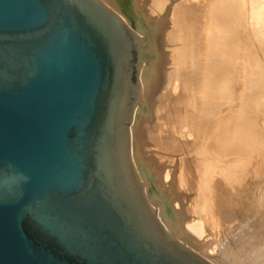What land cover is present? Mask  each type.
<instances>
[{"label":"water","instance_id":"95a60500","mask_svg":"<svg viewBox=\"0 0 264 264\" xmlns=\"http://www.w3.org/2000/svg\"><path fill=\"white\" fill-rule=\"evenodd\" d=\"M145 36L98 0H0V175L28 177L0 191V264H208L130 162Z\"/></svg>","mask_w":264,"mask_h":264},{"label":"bare ground","instance_id":"6f19581e","mask_svg":"<svg viewBox=\"0 0 264 264\" xmlns=\"http://www.w3.org/2000/svg\"><path fill=\"white\" fill-rule=\"evenodd\" d=\"M103 1L105 4H107L117 12L120 17L123 18L125 23L127 22L126 19L128 18L135 19V14H130L131 11L127 10V8L124 6L125 4L122 3L123 0H102V2ZM144 1L146 2L147 0ZM152 1H157L156 5H152L151 0L149 1L152 6H156H154L155 8L153 7V9L155 10H153L152 12L150 11L151 7L150 9L146 8L148 12L150 11L149 15L151 17L154 11H156L157 6L160 7V5L162 8L161 10L158 8V11L160 10V14L161 11L163 12V8L167 4L169 5V13L168 15H166L168 16L166 24H164V21L167 18L166 16H164L163 18L162 16L153 18V16V19H151V21L153 20L150 24V26L153 27L151 35L153 51L151 52H153L156 56V61L153 62V64H150L149 67L143 69L141 75L139 76L141 101L137 102L138 105H136V109L134 108L132 112L131 121L128 128L130 139L129 152L132 159L131 161L133 163L137 176L139 177V179H142V181L145 179H143L141 175L145 173V171H149V168L152 169V172H154V170H156L157 168H161L162 172L159 170V173L161 172V180L164 183L168 178L171 179V186L176 182L179 187L178 190H180V193L183 192L182 194L184 195L185 200L188 201V203L191 205L190 210L193 211L192 213L195 216V218H190V220L192 219V221L187 222V228H189L191 232L199 234L202 229V222L209 226L215 225L216 223L213 224V222H215L213 221V217H215V219L217 218L218 221L221 220L223 226L219 225L220 223L218 222V224L216 225L227 229L233 221V216H231L230 212L232 210L231 206L234 203H237L236 199L237 201L243 200L244 196L246 195V191H248L247 189H250L248 188L250 186H247V183L249 182L248 180H250V175H248V168L252 163L247 164L250 162H247L248 159L246 160L247 163H245L247 164L246 167L248 166V168H246L245 166L241 167L238 164L241 162L240 158L237 159L240 162L236 160L238 162H236L237 164L220 163L222 158L219 156V151H223V148L228 146L231 141L229 140V137L227 138L226 136H224V134H221L220 131L218 133L219 124L217 125V128V126L213 125L214 121L212 123L207 122L204 113L205 109H207V107H205V104L207 102V104H211L210 106L215 107L220 100H226V98H229L228 93L224 92L225 90L222 91L221 86L219 87V85L223 84L222 76H226L227 74L232 77H234V75L236 77L241 76V72L239 73L240 75L232 73V65L227 60H224L225 55L224 57H222V52H227L226 54L230 56L232 54L234 56L233 46H231L233 48L232 49L231 47L225 45L226 35L225 38H223L224 36L222 37L220 35L223 31H225V33L230 32V35L228 36L230 38L241 36V38H243V45H245L246 42V45L250 46L249 50L251 49V51H248L249 54L246 53L247 55H245V57L240 56V54L239 56L243 57V62L246 61L249 65H254L256 67H254V69L250 68L248 72L249 74H247L249 75V77L253 78L256 84L262 88V91H264V65L261 63H264V48L260 49V46L258 47V45V48L255 47V43L260 41L259 39L261 37H264V30L262 31V29H264L262 27V25L264 26V7L260 8L262 6L261 5L260 7L255 8V6L253 5V9L257 10L252 11L251 13H249L248 11V14L246 13V7L243 8L245 10L242 9V0H240V3L238 4H236L234 0H207V2L209 3H206V0H165L164 2H162V0ZM244 1L246 2V0ZM204 3L208 4L207 6L209 7L207 8L209 9V12L207 11V9H205L206 4ZM146 5H148L147 2ZM249 5L252 4L249 3ZM251 9L252 8H250V10ZM140 11L144 13L143 10ZM208 14L209 16H211V18L208 19L210 22L206 21L205 19L207 18ZM158 19L160 21H158ZM250 20L255 21L254 23L257 22V24L260 25L250 28ZM127 25H129L128 22ZM142 27H144V25L140 24L141 29ZM211 27H216L220 30H216L215 28L217 32L207 31V29ZM221 29L223 30L222 32ZM211 30L213 31L212 28ZM254 39H257L258 41H254ZM221 41H223V44L225 46L222 45L219 47V45L222 44ZM260 42L257 44H260ZM218 47L221 49L229 47V50L227 51L226 49L225 51L224 49L221 52ZM235 52V56H237V51H234V53ZM227 57L230 58L229 56ZM227 57L225 59H228ZM226 79L227 77H225V81H227ZM151 107V112H153L154 114V117H152L153 115H150V117L152 118L151 121L153 120V118L155 119L154 122L156 121L155 124L156 127H158L156 132L159 131L160 133L153 134L149 131L150 128L146 129L147 124L153 123V121H147L146 125L143 124L145 121H143V119L147 120L148 118H145V113H149ZM220 112L219 114H221ZM223 117L226 118L224 121V123L226 124L225 129L226 127H229V130L232 129L231 133L233 132L238 134L244 129L246 120L244 121L241 115H237V112H235L232 107H229V111L225 113ZM216 119H219V116ZM156 127L154 126V129L151 127V129L155 130ZM250 127L252 128V126ZM250 133L252 134V130L250 131ZM157 134H160L158 139L155 138ZM152 135L153 137L155 135V137L153 139V142H150L153 143V146H155L156 150L153 146H149L148 144L147 145L149 147H153V150L158 151V154H156L155 156L154 154H151L153 155V158H151V155L148 158L149 153L147 152V159H145L144 157L146 155L144 157L140 156V150L142 147L137 146L136 141H138L140 144L141 140H144L145 138L147 139V137L151 138ZM252 135L254 136V138L260 137L264 136V132L262 130H258ZM244 138L246 139V137ZM254 138H252V140ZM148 139L145 140L147 141L146 143L149 142ZM245 141H247V139ZM248 141H250V139ZM149 147L144 146L143 148L147 149ZM247 147V152H249L252 156L257 157L255 162V164H257V167L254 166V168L256 167L257 172L260 173L259 176H257L258 179L261 178V180L263 181V186L258 188V190L256 191L259 194L257 196L258 200H260L261 198L264 199V148H262L259 152H254V148H250L251 145L250 147ZM227 149L229 150V147ZM161 153H163V155L166 154V156H169H161ZM144 154L146 153H143L142 155ZM161 158H163V160ZM225 158L230 159L227 156ZM168 159L171 160V164L167 170L166 162L168 161L170 163V160ZM242 161L244 162V160ZM159 166H162L163 168ZM155 174L157 175L158 179V171H156ZM256 174L257 173L254 174V177L256 176ZM254 177L252 180H254ZM148 189L145 188V194L148 199H150L151 196ZM152 202L150 201V203L154 206L156 204L154 203L155 200L153 203ZM191 211L189 216H193ZM184 212H186V210H184ZM158 215L160 217V221H162L163 223V226H165L164 228L167 229L166 231H169L171 235L177 238V241H182L184 245L196 251L200 254V256L202 255L211 263H218L217 259V262L213 259V257H219V254L217 252V257L214 256L215 254L212 255L213 257L203 254L205 253V251H207V249L203 250L204 252H200V248V251L197 248H194L196 242L194 243L193 239H190V236L189 238L188 236L184 237L177 228L171 226L173 224H169L167 218H165V216L163 215L162 210H159ZM262 223L263 220L261 221V224ZM251 226L247 225L245 227L246 229L248 228V232H245L246 229L244 231L243 229L242 231H238L240 227L236 229L237 226L234 225L235 228L232 226V229H236L239 233L237 232L236 235L234 234L235 236L231 237L232 239L230 237L228 238L229 240H231L227 242L229 253L232 256L234 255L233 259L236 256V259L234 260H237V262L241 263L243 262L244 257L251 256V253H253V257L251 256V263L264 264V223L260 228H257V230L255 229L256 227ZM172 227L174 229H172ZM233 230L230 232L233 233ZM230 232H228L227 235H232ZM202 248H204V246ZM246 253L248 255H246ZM225 254L228 255V252ZM222 257L223 256H220L221 260Z\"/></svg>","mask_w":264,"mask_h":264},{"label":"rangeland","instance_id":"374dc122","mask_svg":"<svg viewBox=\"0 0 264 264\" xmlns=\"http://www.w3.org/2000/svg\"><path fill=\"white\" fill-rule=\"evenodd\" d=\"M100 3H102L104 6H106L108 9H110L113 13H115L121 20H122V22L125 24V26L132 32V33H134L137 37H139V38H142V35H144V34H148L149 36H150V40L148 41V37L147 36H145L144 37V40L145 41H148L147 43L144 41V42H142V46H144V44H145V49L143 50V52H144V54L146 55V59L144 60V61H142V63H141V67H140V69H139V72H138V76H137V81H138V84H139V88H140V83H139V76L141 75V72H142V70L143 69H145V68H147V67H149L150 66V64H153V62H155L156 61V56L154 55V53L153 52H151V51H153V47H152V39H151V35H152V29H153V27L152 26H150V24L152 23V21H151V19H153V18H155V17H157V16H159V17H161L162 16V18L164 17V16H166V15H168V4L163 8V12L165 13H163L162 11H161V14H160V10L162 9L161 8V5H160V7H158L157 6V8H156V11H154V13H153V15H152V17L149 15L150 14V11H152L153 12V10H155V9H153V7L156 5V3H157V1H152L151 0V2H152V5L153 4H155L154 6H152L151 5V3L149 2L150 0H147L146 2H147V4L148 5H146V2L144 1V0H123L122 1V3H124L125 5V7L127 8V10H129V11H131L130 12V14L132 15V13L133 14H135V19H126L127 20V22H128V24L129 25H127V22L125 23V21L123 20V18H121L120 17V15L116 12V11H114V9H112L111 7H109L107 4H105L104 3V1L102 2V0H98ZM126 1V2H125ZM159 1H161V0H159ZM165 0H162V2H164ZM243 1V2H242ZM241 2V4L243 5L242 6V9L243 8H245V9H247L245 12L246 13H248V11H249V13H251L252 11H255V10H257V9H253L254 8V6H255V8L257 7H260L261 5V7L260 8H262V7H264V0H261V1H257V0H248V2H247V0H246V2L244 1V0H242ZM254 1V2H253ZM133 2V3H132ZM141 2V3H140ZM206 3H209V2H207V0L205 1ZM234 2H236V4H238V3H240V0H234ZM258 2V3H257ZM132 3V4H131ZM140 3V4H139ZM145 3V4H144ZM150 3V4H149ZM206 3H204V4H206ZM245 3H246V5H245ZM249 3L250 4H252V5H249ZM255 3H256V5H255ZM164 4V3H163ZM163 4H162V6H163ZM260 4V5H259ZM133 5V6H132ZM139 5V6H138ZM144 5V6H143ZM145 5H146V7H145ZM208 4H206V7H205V9H207V11L209 10L207 7H209V6H207ZM254 5V6H253ZM147 6H149V7H147ZM205 6V5H204ZM252 6V7H251ZM137 7H142V8H137ZM150 7H151V9H150ZM156 7V6H155ZM154 7V8H155ZM252 8L251 10H250V8ZM146 8H149L150 9V11L148 12V10L146 9ZM158 8L160 9L159 11H158ZM135 9V10H134ZM145 9V10H144ZM245 9H243V10H245ZM116 10V9H115ZM137 10V11H136ZM140 10H143V12L145 13H142V11H140ZM167 10V11H166ZM128 11V12H129ZM133 11V12H132ZM140 11V12H139ZM206 11V12H207ZM136 12V13H135ZM138 12V13H137ZM157 12V13H156ZM209 12V11H208ZM147 13V14H146ZM248 13V14H249ZM157 14H160V15H157ZM149 15V16H148ZM156 15V16H155ZM146 17V18H145ZM167 18H166V20L164 21V24H166L167 23V19H168V16H166ZM209 18H211V16H209V14H208V16H207V18H205L206 19V21H208V22H210L208 19ZM150 19V20H149ZM135 22H134V21ZM158 21H160L159 19H158ZM253 20H250L249 21V26H250V28H252L253 26L255 27V26H259L260 24H257V22L256 23H254L255 21H253ZM134 22V23H133ZM162 23V22H161ZM140 24H143L144 25V27H142V29L140 28ZM263 24V23H262ZM261 24V25H262ZM219 26V25H218ZM261 27V26H260ZM262 27L264 28V26L262 25ZM211 28L213 29V31L211 30ZM211 28H208V29H210V30H208L207 29V31H211V32H217L216 30H220L219 28H216V30H215V28H213V27H211ZM260 29H262V28H260ZM145 30H146V32H145ZM215 30V31H214ZM264 29H262V31H263ZM147 31H149V32H147ZM206 31V30H205ZM223 30L221 29V32H222ZM221 32H219V33H221ZM207 33V32H206ZM223 33H225V31H223L222 32V34H220L223 38H225V35H226V40H225V45L226 46H229V47H231V46H233V48H234V51H237V56H235V54H236V52L234 53V51H233V54H234V56L231 54V56L230 55H228V54H226L225 52H222L224 49H225V51H226V49H227V51L229 50L228 48H224V49H221V48H219L220 46H222V45H224L223 44V41H224V39H223V41H221L222 42V44L221 45H219V49L221 50V52L223 53V56L222 57H224V55H225V57H224V60H227L228 62H230V64L232 65V73H234V74H239L240 72H241V76L240 77H236L235 75H234V77H232V76H230V75H226V76H222V80H223V84H221V85H219V87L221 86V89H222V91H224V92H227L228 93V95H229V98H226V100H220L219 102H218V104L215 106V107H213V106H210L211 104L209 103V104H207V102H206V104H205V107H207V109H205V111H204V113H205V118H206V120H207V122L208 123H212L213 121V125H215V126H217L218 124H219V129H218V133H219V131L221 132V134H224V136H226L227 138L229 137V140L231 141L230 142V144L228 145V146H226L225 148H223V151L221 150V151H219V156L222 158L221 159V161H220V163H236L238 160L237 159H239L240 158V161H238V162H240V163H238L241 167L242 166H245L246 167V165L247 164H251L250 166H249V168H248V166L246 167V168H248L249 170H248V175H250L249 176V179L250 180H248L249 182L247 183V186H250V187H248V188H250V189H247L248 191H246V195L244 196V198H243V200H238L237 201V199H236V202L237 203H234L232 206H231V216H233L232 218V222H231V224L228 226V228L227 229H224L223 227H221V226H219V225H222V222H221V220H219L218 221V219L216 218L215 219V217H213V221H215V222H213V224H218V223H220L219 225H211V223H210V225L211 226H209V225H207V224H204V222H202L203 224H202V226H201V228L203 229H201V232L199 233V234H195V233H193V232H191L190 230H189V228H187V222H189V221H192V219L190 220V218L192 217V218H195V216H194V214L192 213L193 211H191L190 209V207H191V205L188 203V201H186L185 200V197H184V195L182 194V193H180V190H178L179 189V187H178V185L176 184V182L174 183V185H170V181H171V179L170 178H168L167 180H165V183L161 180V172H162V169L161 168H157L156 170H154V172H152V169L151 168H149V171H145V173H143L142 175H141V177L143 178V179H145V180H143L142 181V179H139V177L137 176V174H136V171H135V168H134V166H133V163H132V159H131V156H130V162H131V165H132V168H133V170H134V173H135V175H136V178H137V180H138V182L142 185V194H143V197H144V199H145V201H146V204H147V206L151 209V210H156V213H155V218L157 219V221H158V223L160 224V226L162 227V229L165 231V233L170 237V238H172L173 240H175L177 243H179L180 245H182L183 247H185L186 249H188L190 252H192L193 254H195L196 256H198L199 258H201L202 260H204L205 262H207L208 264H213V263H211L209 260H206V258L205 257H203L202 255L200 256V254L199 253H197L196 251H194V250H192L191 248H189V247H187L186 245H184V243H182V241H177L178 239L177 238H175L173 235H171V233L169 232V231H166L167 229L166 228H164L165 226H163V223H162V221H160V217H159V210H162L163 211V215L165 216V218H167V220H168V222H169V224L171 223V224H173V225H171V226H173V227H175V228H177L178 230H179V232L180 233H182V235L185 237V236H188V238H189V236H190V239L192 238L193 239V241H194V243L196 242H198L197 244L195 243V246H194V248H197L198 250H199V248H200V252H202L203 250H205V249H207V251H205V253H203V254H206L207 256L209 255V256H211V257H213L212 255H214L215 257H217L218 256V254H219V257H217V258H214L213 257V259H214V261H216V259H217V261H218V263L217 264H225V262H226V264H234L235 262V264H249V263H251V260H252V257H253V253H251V256H246V257H244V260H243V262L241 263V262H237V260H234V259H236V256L234 257V259H233V256L229 253V247H227V245H228V241H231V240H229L228 238L230 237H234L235 235H236V233L240 230V231H242V229H243V231L246 229L245 227L248 225H252L251 227H256L255 229L257 230V228H260L261 227V225L264 223V199H260V200H258V193H257V191L256 190H258V188H260V187H262L263 186V181L261 180V178H259L258 179V176H259V172H257V169H256V167H257V164H255V162H256V158L257 157H255V156H252L249 152H247V150H248V147L247 146H249L250 147V145H251V147L250 148H254V152H259L262 148H264V136H260V137H255L254 138V136L252 135L253 133H255L256 131H258V130H262L263 132H264V91H262V88L259 86V85H257L256 84V82L254 81V79L253 78H251V77H249V70H250V68H252V69H254V65H249L246 61L245 62H243L244 60H243V57H240V56H244L245 57V55H247L246 53H248L249 54V52L251 51V49L249 50V45L247 46L246 45V42H245V45H243V38H241V36H237V37H233V38H230V37H228L229 35H230V32H228V33H225V34H223ZM222 37H221V39H222ZM230 38V39H229ZM263 38V39H262ZM257 39H254V41H256ZM260 41H258L257 43H259L260 42V44H257V43H255V47H257V45H258V47L260 46V49L261 48H264V44H263V42H264V37H261L260 39H259ZM151 41V42H150ZM230 44V45H229ZM241 44V45H240ZM224 45V46H225ZM263 47H262V46ZM242 46V47H241ZM241 47V48H240ZM254 47V46H253ZM254 47V48H255ZM257 47V48H258ZM223 48V47H222ZM232 48V47H231ZM232 48V49H233ZM253 48V49H254ZM236 49V50H235ZM249 51V52H248ZM225 53V54H224ZM245 53V54H244ZM239 54H240V56H239ZM227 56H229L230 58H228ZM228 58V59H225V58ZM232 57V58H231ZM238 59V60H237ZM241 60V61H240ZM158 61H159V59H158ZM261 62V61H260ZM243 63H246V64H243ZM263 65H264V63L263 62H261ZM242 64V65H241ZM249 65V66H248ZM251 66V67H250ZM253 66V67H252ZM249 67V68H248ZM256 68V67H255ZM230 72V71H229ZM242 72H244V73H242ZM248 73V74H247ZM240 75V74H239ZM248 75V76H247ZM225 77H227V81H225ZM244 80V81H243ZM246 80V81H245ZM225 81V82H224ZM162 82V81H161ZM255 82V83H254ZM221 83H222V81H221ZM245 84V85H244ZM248 84V85H247ZM209 85V84H208ZM247 85V86H246ZM210 86V85H209ZM258 87H259V89H258ZM232 93V94H231ZM244 98V99H243ZM229 99V100H228ZM242 100V101H241ZM249 100V101H248ZM224 101V102H223ZM250 102V103H249ZM220 104V105H219ZM233 104V105H232ZM239 104V105H238ZM251 104V105H250ZM242 105V106H241ZM250 106H251V108H250ZM261 106V107H260ZM136 107L137 106H135L134 108L136 109ZM213 107V108H212ZM229 107H232L233 108V110H235V112H237V115H241L242 116V119L245 121L246 120V124H244L245 125V127H247V128H245L244 127V129L240 132V133H233V135H232V133H231V130H229L230 128L229 127H226V129H225V126H226V124L224 123V121H225V117H223V115H225V113H227L228 111H229ZM260 107V108H259ZM217 108V109H216ZM220 108H222V109H220ZM244 108H246V109H244ZM250 108V109H249ZM263 108V109H262ZM211 109V110H210ZM134 110V109H133ZM217 110H218V112H217ZM230 110H231V108H230ZM152 111V107H151V109H150V112L149 113H145V118H147V120L146 119H143V121H144V125H146L147 124V121L148 122H152L153 121V123H150L151 124V126H150V124L148 123L147 124V126H146V129L148 128H150L149 129V131L150 132H152L153 134H155V133H160L159 131L158 132H156V130L158 129V127H156V124H155V122H154V118H153V120L151 121V117H150V115L152 116V117H154V114H153V112H151ZM221 111V112H220ZM242 111V112H241ZM252 111V112H251ZM219 112L221 113V114H219ZM208 115V116H207ZM213 115V116H212ZM215 115V116H214ZM219 116V119H216L217 117ZM223 117V118H222ZM209 118V119H208ZM149 119V120H148ZM215 119H216V121H215ZM248 119V120H247ZM218 121V122H217ZM146 122V123H145ZM250 122V123H249ZM251 122H252V124H251ZM148 125H149V127H148ZM213 125H212V127H213ZM254 125V126H253ZM154 126L156 127V129L155 130H153L154 129ZM250 126H252V128L250 127ZM129 127V126H128ZM151 127L153 128V129H151ZM217 128H218V126H217ZM224 130V131H223ZM228 130V131H227ZM252 130V134L250 133V131ZM153 131H155V132H153ZM230 131V132H229ZM231 134V135H230ZM236 135V137H235V135ZM242 134H245V135H242ZM249 134V135H248ZM129 135V134H128ZM150 135V134H149ZM158 135V134H157ZM156 135V137H155V135H154V137L155 138H159V136H160V134L157 136ZM242 135V136H241ZM248 135V136H247ZM146 137V136H145ZM144 137V138H145ZM154 137H153V135L151 136V138L150 137H147V139H148V141L150 142V141H152L153 142V139H154ZM232 137V138H231ZM244 137H246V139H247V141H245L246 139L244 138ZM252 138H254L253 140H252ZM146 138L144 139V140H141V143L139 144V142L138 141H136V143H137V146H139V147H142L141 148V150H140V156L141 157H144L145 155V159H147L146 157H147V152L149 153L148 154V158L150 157V155L151 154H154V156L156 155V154H158V151H155L156 150V148H155V146H153V143L152 142H148V143H146L147 141H145V140H147ZM234 139V140H233ZM243 139V140H242ZM250 139V141H248ZM261 139V140H260ZM257 141V142H256ZM146 144H145V143ZM255 142V143H254ZM246 143V144H245ZM149 146H153L154 148H155V150H153V147H149ZM239 144V145H238ZM241 145V146H240ZM149 147V148H143V147ZM231 146V147H230ZM229 147V150L227 149ZM255 147H256V149H255ZM152 148V149H151ZM239 148V149H238ZM249 148V149H250ZM151 149V150H150ZM246 149V150H245ZM143 150H144V152H143ZM147 150V151H146ZM149 150V151H148ZM232 150H234V151H232ZM129 151H130V139H129ZM225 151V152H224ZM242 151V152H241ZM246 151V152H245ZM222 152V153H221ZM245 152V153H244ZM143 153H146V154H144V155H142ZM233 153V154H232ZM241 154V155H240ZM243 154V155H242ZM129 155H130V152H129ZM161 156H166V154L165 155H163V153H161L160 154ZM232 156V157H230V156ZM239 155V156H238ZM167 156H169V155H167ZM166 156V157H167ZM223 156H224V158H223ZM229 157L230 159H226L225 157ZM234 156V157H233ZM166 157H164V158H166ZM247 157V158H246ZM252 157V158H251ZM151 158H153V155H151ZM170 158V157H169ZM250 158V159H249ZM162 160H163V158H161ZM225 159V160H224ZM248 159V160H247ZM165 160V159H164ZM168 160H170V159H168ZM237 160V161H236ZM242 160H244V162L242 161ZM246 160H247V162H250V163H247L246 162ZM167 161V160H166ZM150 162V161H149ZM247 164H246V163ZM167 163V170H168V167L170 166V164H171V160H170V163L167 161L166 162ZM236 163V164H237ZM164 165H166V164H164ZM254 166H256L255 168H254ZM159 167H162V166H159ZM253 167V168H252ZM163 168V167H162ZM252 168V169H251ZM159 170L161 171L160 173H159ZM255 170V171H254ZM156 171H158V179H157V175L155 174L156 173ZM176 173V172H175ZM174 173V174H175ZM255 173H257L256 174V176L254 177V174ZM254 177V180H252L253 179V177ZM174 178H175V176H174ZM148 179V180H147ZM144 181H146V182H144ZM251 181V182H250ZM252 181H253V183H252ZM260 183V184H259ZM155 184V185H154ZM147 186V187H146ZM171 186V187H170ZM259 186V187H258ZM256 187V188H255ZM145 188L146 189H148L149 190V193H150V199H148V197L146 196V194H145ZM183 189V188H182ZM180 193V194H179ZM182 194V195H181ZM253 195H254V197H253ZM178 196V197H177ZM182 197V198H181ZM155 200V202H154V200ZM178 199H180V200H178ZM181 199H183V200H181ZM152 202H154V203H156L154 206L150 203V201ZM184 200H185V202H184ZM159 201V202H158ZM182 201H183V203H182ZM152 202V203H153ZM188 204V205H187ZM251 205V206H250ZM183 206V207H182ZM184 210H186V212H184ZM181 211V212H180ZM190 211H191V213H192V215L193 216H189V214H190ZM258 211V212H257ZM180 212V213H179ZM241 212V213H240ZM185 213V214H184ZM187 213V214H186ZM261 218H263V219H261ZM263 220V223L261 224V221ZM183 222V223H182ZM218 222V223H217ZM234 222V223H233ZM186 223V224H185ZM179 225H181V226H179ZM205 225V226H204ZM234 225L235 226H237L236 227V229L238 228V227H240L239 229H238V231L236 230V229H232V226L234 227ZM217 226V227H216ZM223 226V225H222ZM243 228H242V227ZM172 227V229H174ZM212 227V228H211ZM214 227H216V228H214ZM206 228H207V230H206ZM209 228H210V230H209ZM218 228V229H217ZM235 228V227H234ZM217 229V230H216ZM248 229V228H247ZM247 229L245 230V232L247 231ZM250 229V228H249ZM215 230V231H214ZM234 231L233 233L232 232H230V231ZM236 230V231H235ZM249 231H251V230H249ZM206 232V233H205ZM213 232V233H212ZM220 234H219V233ZM228 232H230L232 235H230V234H228L227 235V233ZM248 232V231H247ZM202 233V234H201ZM222 233V234H221ZM239 233V232H238ZM205 234H207V235H205ZM216 236H215V235ZM235 234V235H234ZM208 235H209V237H208ZM226 235V236H225ZM211 236V237H210ZM205 237V238H204ZM204 238V239H203ZM214 238H215V240H214ZM191 239V240H192ZM232 239V238H231ZM203 240H206V241H203ZM227 240V241H226ZM200 242V243H199ZM204 242V243H203ZM212 242H214V243H212ZM225 242V243H224ZM202 243V244H201ZM207 244V245H206ZM221 244H223V245H221ZM204 246V248H202ZM205 246H206V248H205ZM216 247V248H215ZM202 248V249H201ZM213 248V249H212ZM217 248H218V250H217ZM228 248V249H227ZM227 249V250H226ZM204 252V251H203ZM213 252H215V253H213ZM218 254H217V253ZM228 252V255L227 254H225V253H227ZM216 254H217V256H216ZM246 255H248L247 253H246ZM220 256H223L222 257V260L220 259ZM249 259H248V258ZM224 258V259H223ZM247 260V261H246ZM216 261V262H217ZM219 261H220V263H219ZM233 262V263H232ZM216 264V263H215ZM252 264V263H251Z\"/></svg>","mask_w":264,"mask_h":264},{"label":"clouds","instance_id":"9594fccd","mask_svg":"<svg viewBox=\"0 0 264 264\" xmlns=\"http://www.w3.org/2000/svg\"><path fill=\"white\" fill-rule=\"evenodd\" d=\"M19 177V181L17 178ZM28 177L22 172H19L15 166L9 162L4 167L3 174L0 175V191L7 194L10 190H17L22 183H26Z\"/></svg>","mask_w":264,"mask_h":264}]
</instances>
